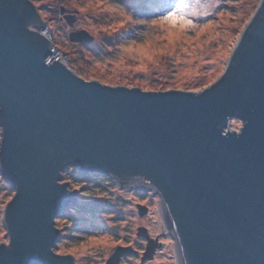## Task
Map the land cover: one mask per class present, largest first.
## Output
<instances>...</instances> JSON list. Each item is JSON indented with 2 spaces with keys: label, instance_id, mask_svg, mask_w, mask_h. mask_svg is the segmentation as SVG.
<instances>
[{
  "label": "water",
  "instance_id": "obj_1",
  "mask_svg": "<svg viewBox=\"0 0 264 264\" xmlns=\"http://www.w3.org/2000/svg\"><path fill=\"white\" fill-rule=\"evenodd\" d=\"M61 13L73 26L75 15ZM46 25L31 0H0V169L16 191L0 264H77L54 251L56 219L78 201L61 182L73 167L158 195L178 264H264V0L224 73L200 91L82 76L39 32ZM69 37L94 39L86 30ZM138 235L152 257L148 229ZM133 253L119 246L105 264Z\"/></svg>",
  "mask_w": 264,
  "mask_h": 264
},
{
  "label": "rangeland",
  "instance_id": "obj_2",
  "mask_svg": "<svg viewBox=\"0 0 264 264\" xmlns=\"http://www.w3.org/2000/svg\"><path fill=\"white\" fill-rule=\"evenodd\" d=\"M31 1L51 31L52 39L47 38L67 55L72 70L106 85L146 91H200L212 85L224 73L260 2L187 0L189 14L195 13V26L186 28L151 24L163 9L161 0ZM61 8L75 15L73 26L63 18ZM139 20L146 22L135 23ZM77 30L88 31L93 41L71 42L69 34ZM241 126V120L232 119V130ZM67 171L73 176L68 173L63 180ZM63 175L61 182L77 190L78 201L56 219L60 231L54 247L57 254L71 255L77 264H105L119 246H131L135 253L123 256L120 264H178L158 195L121 188L112 178L82 174L74 167ZM15 192L0 169V244L9 243L4 213ZM138 205L148 207V212L141 216ZM141 226L154 241L152 257L145 256L148 240L138 235Z\"/></svg>",
  "mask_w": 264,
  "mask_h": 264
},
{
  "label": "snow or ice",
  "instance_id": "obj_3",
  "mask_svg": "<svg viewBox=\"0 0 264 264\" xmlns=\"http://www.w3.org/2000/svg\"><path fill=\"white\" fill-rule=\"evenodd\" d=\"M161 3L163 9L158 15H156V18L151 20V24L153 26L164 24H169L173 27L182 25L186 28L195 26L193 23L195 13L189 14L188 9L191 5L187 2V0H161ZM129 19H131V17H129ZM145 22L146 21L143 20L135 21V23L140 24ZM197 91H199V89ZM57 255L61 254L58 253ZM48 259L52 260L53 257L49 255Z\"/></svg>",
  "mask_w": 264,
  "mask_h": 264
},
{
  "label": "built area",
  "instance_id": "obj_4",
  "mask_svg": "<svg viewBox=\"0 0 264 264\" xmlns=\"http://www.w3.org/2000/svg\"><path fill=\"white\" fill-rule=\"evenodd\" d=\"M41 33L45 36V37H48L50 39H52V34H51V31L49 30V28L45 27L44 29H42ZM53 48H55V46L53 45ZM56 49V48H55ZM61 55H63L64 59L66 60L67 64L69 63V60H68V57L66 54H64L63 50H59V49H56Z\"/></svg>",
  "mask_w": 264,
  "mask_h": 264
},
{
  "label": "trees",
  "instance_id": "obj_5",
  "mask_svg": "<svg viewBox=\"0 0 264 264\" xmlns=\"http://www.w3.org/2000/svg\"><path fill=\"white\" fill-rule=\"evenodd\" d=\"M83 43H84V42H83ZM68 173L71 174V172H68V171H67V172L63 175V180H65V179H66V176L69 175ZM71 175H72V174H71ZM72 176H73V175H72Z\"/></svg>",
  "mask_w": 264,
  "mask_h": 264
},
{
  "label": "bare ground",
  "instance_id": "obj_6",
  "mask_svg": "<svg viewBox=\"0 0 264 264\" xmlns=\"http://www.w3.org/2000/svg\"><path fill=\"white\" fill-rule=\"evenodd\" d=\"M54 45V44H53ZM56 49L62 50L60 49L57 45H54ZM159 260V259H158ZM159 262V261H158Z\"/></svg>",
  "mask_w": 264,
  "mask_h": 264
}]
</instances>
